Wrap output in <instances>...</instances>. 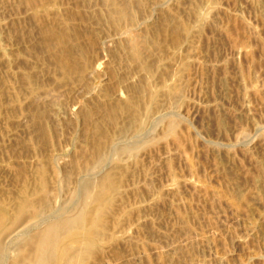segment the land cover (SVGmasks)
<instances>
[{"label": "rangeland", "instance_id": "1", "mask_svg": "<svg viewBox=\"0 0 264 264\" xmlns=\"http://www.w3.org/2000/svg\"><path fill=\"white\" fill-rule=\"evenodd\" d=\"M82 210L50 264H264V0H0V264Z\"/></svg>", "mask_w": 264, "mask_h": 264}, {"label": "bare ground", "instance_id": "2", "mask_svg": "<svg viewBox=\"0 0 264 264\" xmlns=\"http://www.w3.org/2000/svg\"><path fill=\"white\" fill-rule=\"evenodd\" d=\"M82 212L83 210L80 211L77 215L66 218H58L59 216L56 218L53 216V218L51 217L52 218L51 220L47 221V225L45 229L39 232L38 235L34 238L37 240V250H36V256L31 261V264H50L52 257L55 254L56 247L59 242L60 234L62 230L71 229L74 226L82 224V220H83L81 218V216H83ZM34 224L37 225V223ZM27 228H29V226ZM26 239L28 238L26 237ZM2 241H0V261L1 258L5 257L4 253H6V244ZM3 261L4 260H2V262Z\"/></svg>", "mask_w": 264, "mask_h": 264}]
</instances>
